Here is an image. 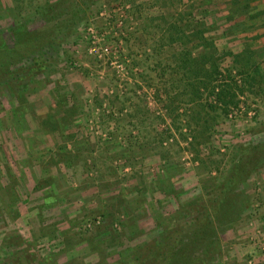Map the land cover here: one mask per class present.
I'll return each instance as SVG.
<instances>
[{"label": "rangeland", "instance_id": "374dc122", "mask_svg": "<svg viewBox=\"0 0 264 264\" xmlns=\"http://www.w3.org/2000/svg\"><path fill=\"white\" fill-rule=\"evenodd\" d=\"M247 1L0 0L8 42L14 16L43 34L61 30L52 16L65 22L19 104L0 88V264L136 253L246 149L262 164L234 191L239 215L211 264H264V15L253 29L228 22ZM89 28L116 49L121 72L91 49ZM250 56L255 84L238 72ZM229 76L235 105L210 94Z\"/></svg>", "mask_w": 264, "mask_h": 264}, {"label": "trees", "instance_id": "16d2710c", "mask_svg": "<svg viewBox=\"0 0 264 264\" xmlns=\"http://www.w3.org/2000/svg\"><path fill=\"white\" fill-rule=\"evenodd\" d=\"M254 2L256 0H248L246 5L228 20L231 28H239V30L254 28V23L250 26V20L264 15V6L255 8L254 5L251 6ZM47 12V9L40 10L38 14L43 17L48 14ZM240 16L242 18L237 20L236 18ZM48 19L44 20L48 21ZM58 19L60 18L52 16L53 25L61 30L52 27L50 34L29 31L26 23L17 16H14L13 25L10 28L11 42L7 41L5 33L0 32V88L14 95L18 104L24 95L22 82L26 79L35 81L33 76L41 68H46L48 66L46 63L51 62L49 52L55 50L64 39L65 22L63 19L60 21ZM56 29L58 35L54 36L52 34ZM237 57L239 55H236ZM242 60L246 63L240 66L238 72H245L246 77L243 79H248L255 84L254 73L259 74L257 69L260 70V68L256 69L254 66L255 72L252 75L243 68L253 60V56ZM212 64L213 69L208 73L210 75L213 73V77H216L218 74L216 63ZM251 64L255 65L254 61ZM232 86L236 87L237 82L229 76L227 82L217 86V91L216 87H212L210 94L214 93L216 100L224 103L228 95L229 102L235 105L237 102L234 100V92L231 91ZM14 107L18 109V106ZM260 145L264 146V142ZM247 150L239 155L228 172L214 185L212 191L208 192L207 197H198L186 204L190 217L189 214L180 212L183 214L176 216L174 221L166 220L158 224L161 228L158 240L144 243L143 248L136 253L122 250L118 258L113 261H108L106 258L109 255H105V251L102 250L98 253L97 262L87 264H211L219 247V234L226 227L234 224L239 215L240 205L236 199L237 193L234 191L239 183L243 182L259 164H262V155L259 156L258 153ZM256 155L257 158H255ZM183 218H187L186 221H183ZM50 263L51 261L46 259L44 264Z\"/></svg>", "mask_w": 264, "mask_h": 264}, {"label": "built area", "instance_id": "2783aa9c", "mask_svg": "<svg viewBox=\"0 0 264 264\" xmlns=\"http://www.w3.org/2000/svg\"><path fill=\"white\" fill-rule=\"evenodd\" d=\"M88 30L92 33V40L90 41L92 44L91 49L94 48L95 51L99 52V56L107 57V59L110 60L111 65H113V67L117 69V71L121 72L122 65L116 60V49L113 50L109 45L103 42V37L99 39V36L101 34L94 33V30H92L91 28H89Z\"/></svg>", "mask_w": 264, "mask_h": 264}, {"label": "crops", "instance_id": "0c3cea01", "mask_svg": "<svg viewBox=\"0 0 264 264\" xmlns=\"http://www.w3.org/2000/svg\"><path fill=\"white\" fill-rule=\"evenodd\" d=\"M239 256V255H238ZM240 259V258H239Z\"/></svg>", "mask_w": 264, "mask_h": 264}]
</instances>
